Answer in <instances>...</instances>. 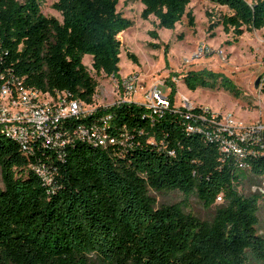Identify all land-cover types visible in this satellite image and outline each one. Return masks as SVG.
Listing matches in <instances>:
<instances>
[{
	"label": "trees",
	"instance_id": "16d2710c",
	"mask_svg": "<svg viewBox=\"0 0 264 264\" xmlns=\"http://www.w3.org/2000/svg\"><path fill=\"white\" fill-rule=\"evenodd\" d=\"M130 1L156 29L173 31L184 17L194 28L190 0ZM206 1L228 11L209 20L210 34L222 27L235 44L245 32L264 31V0ZM43 2L0 0V89L17 81L93 107L98 83L83 59L91 57L96 76L120 81L118 37L132 22L117 12L118 0H54L61 22L42 14ZM182 82L190 92L243 96L207 70L189 71ZM166 84L169 108H94L64 122L70 138L58 150L34 143L23 153L0 133V264H264V156L224 157L204 134L212 127L198 120L201 109L173 107L177 89L170 78ZM80 130L113 143L95 146L75 135ZM150 192L194 196L213 215L201 220L181 203L156 208Z\"/></svg>",
	"mask_w": 264,
	"mask_h": 264
},
{
	"label": "rangeland",
	"instance_id": "374dc122",
	"mask_svg": "<svg viewBox=\"0 0 264 264\" xmlns=\"http://www.w3.org/2000/svg\"><path fill=\"white\" fill-rule=\"evenodd\" d=\"M54 0H44L42 14L53 17L61 22V16L53 10ZM140 2L118 0L116 7L124 18L132 22V26L121 33L119 75L120 79L136 77L134 91L127 101L137 105H146V91L155 83H161L159 91L168 95L167 79L174 82L177 92L173 99L179 105L181 96L186 97L193 105H200L226 115L238 123L245 125L264 122V31L245 32L233 43L231 34L226 35L222 27L208 31L210 23H215L225 8L215 6L206 0H190L187 11L194 18V28H190L184 17L173 31L156 29V20L150 17L147 21L140 18L143 10ZM209 14L210 17H207ZM155 31L158 39L151 37ZM181 38V39H180ZM156 46V47H155ZM167 47V48H166ZM166 48V50H165ZM129 55L136 59L134 64ZM92 59L86 56L83 64L98 83L94 97V106L109 107L121 101L118 87L119 81L103 75L96 76L91 69ZM207 70L230 80L242 92L241 98H234L223 90L198 89L190 92L182 82V77L189 71ZM176 74L178 77H172ZM258 85L255 87V83ZM0 187H2L0 183ZM242 195L251 193L249 182L239 188ZM155 200V207L181 203L186 212L192 213L201 220L209 219L213 209H205L194 196L184 197L179 192L156 194L150 192ZM259 235L264 237V209L259 212Z\"/></svg>",
	"mask_w": 264,
	"mask_h": 264
},
{
	"label": "built area",
	"instance_id": "2783aa9c",
	"mask_svg": "<svg viewBox=\"0 0 264 264\" xmlns=\"http://www.w3.org/2000/svg\"><path fill=\"white\" fill-rule=\"evenodd\" d=\"M136 81L134 76L119 81L117 89L122 96L119 103H131L127 98L132 95ZM159 86L163 84L155 83L146 91L144 97L146 105H142L152 110L154 114L169 108L170 104L168 95L171 88L167 85L168 95L163 96ZM180 103L179 105L173 103V107H182L188 112L195 107L201 109L198 120L212 127L211 131L206 130L204 134L217 143L224 157L232 156L241 160L246 155L264 156V122L249 125L238 123L228 115L221 117L209 108L193 105L184 96H181ZM93 109L79 101L69 99L65 93L54 95L41 93L35 89H25L21 83L13 81L0 89V133L15 142L23 153H28L34 143L58 150L68 143L70 138L68 135L64 138L62 131L64 122L84 117ZM75 135L95 146H102L107 140L110 144L113 143L106 136L90 138L84 130ZM259 191L264 193V184Z\"/></svg>",
	"mask_w": 264,
	"mask_h": 264
},
{
	"label": "water",
	"instance_id": "95a60500",
	"mask_svg": "<svg viewBox=\"0 0 264 264\" xmlns=\"http://www.w3.org/2000/svg\"><path fill=\"white\" fill-rule=\"evenodd\" d=\"M258 85V81L255 83V87Z\"/></svg>",
	"mask_w": 264,
	"mask_h": 264
},
{
	"label": "bare ground",
	"instance_id": "6f19581e",
	"mask_svg": "<svg viewBox=\"0 0 264 264\" xmlns=\"http://www.w3.org/2000/svg\"><path fill=\"white\" fill-rule=\"evenodd\" d=\"M120 59H121V56H120Z\"/></svg>",
	"mask_w": 264,
	"mask_h": 264
},
{
	"label": "crops",
	"instance_id": "0c3cea01",
	"mask_svg": "<svg viewBox=\"0 0 264 264\" xmlns=\"http://www.w3.org/2000/svg\"><path fill=\"white\" fill-rule=\"evenodd\" d=\"M214 112V111H213Z\"/></svg>",
	"mask_w": 264,
	"mask_h": 264
}]
</instances>
